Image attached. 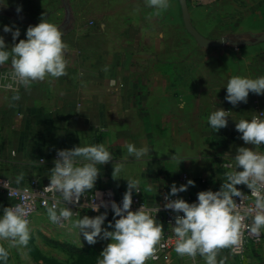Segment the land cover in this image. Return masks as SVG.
<instances>
[{
    "label": "crops",
    "instance_id": "0c3cea01",
    "mask_svg": "<svg viewBox=\"0 0 264 264\" xmlns=\"http://www.w3.org/2000/svg\"><path fill=\"white\" fill-rule=\"evenodd\" d=\"M85 2L68 0L66 8L63 0H0L15 10L22 7L20 13L37 24L46 15L65 26L68 45L66 75L22 86L17 94L0 90V178L15 188L14 177L23 172L21 189L47 185L57 150L104 143L114 160L98 165L95 189L127 188V179H138L152 207H162V188L179 175L195 181L191 195L201 192L202 179L215 191L230 170L224 164L239 147L264 150L245 144L235 127L257 114L255 102L264 111V95L250 93L247 103L236 106L225 100L232 76H264V42L201 49L184 27L179 0H168L166 8L151 7L148 0H94L100 3L94 10L83 8ZM187 4L192 25L207 38L264 32L263 0ZM4 25L19 28V39H26L28 27L0 12V36L9 48L13 37ZM4 66L11 68L10 61ZM218 108L229 111L228 126L219 132L208 124ZM128 143L147 145L150 153L136 160L127 153ZM115 162L124 165L116 178ZM5 206L1 195L0 210ZM222 257L225 264H264V242L250 245L241 257L222 249ZM152 264L186 262L172 251Z\"/></svg>",
    "mask_w": 264,
    "mask_h": 264
},
{
    "label": "clouds",
    "instance_id": "9594fccd",
    "mask_svg": "<svg viewBox=\"0 0 264 264\" xmlns=\"http://www.w3.org/2000/svg\"><path fill=\"white\" fill-rule=\"evenodd\" d=\"M148 3L154 8L168 6V0H148ZM16 11L19 14L22 7H18ZM3 31L12 33L13 44L9 48L4 36H0V66L10 61L15 82L27 88L35 81L66 75L68 45L63 40L61 29L50 23L46 15L42 16L40 23L27 28L26 39H19V28L4 25ZM7 87L11 88L12 84ZM226 89L225 100L233 106L241 102L247 103L250 93L264 95V76H232ZM228 114L229 111L218 108L209 115L208 124L219 132L228 126ZM235 127L245 144L257 148L264 145V113L251 119H240ZM126 147L128 155L136 160H141L150 153L147 145L138 148L135 144L128 143ZM176 158L175 154L171 160ZM231 159V163L224 164L230 170L225 173L220 188L199 192L196 202L172 198L187 191L190 186H195V181L189 179L186 184L177 186L174 182L171 185L162 207L175 213V223L170 225L176 237L174 251L178 255L192 258L199 255L205 264H225L227 257L218 259L220 250L230 249L232 254H236L241 251L244 230L255 235L264 230V153L252 147H239ZM113 160L112 152L104 143L57 150L54 167L48 172L49 184L43 188L44 193L52 194V202L49 204L45 199L43 204L53 224L65 227L66 222L71 223V227L79 229V234L89 245L96 244L98 240L111 241L103 249L98 264H147L149 259H157L155 253L160 245L164 225L157 219V214L162 210L160 204L157 207L143 204L137 210H132L133 192H141L138 179H127V190L120 203L111 201L114 223L109 221L104 226L107 212L95 217L84 215L72 220L79 213L74 212L69 205H80L82 197L95 189L101 172L98 165H105ZM123 167L122 162L113 164L114 178L121 173ZM23 180V172L14 177L17 185L15 188L9 187L8 180H0V185L8 190L10 198L19 195L22 201L4 207L0 214V240L17 247L27 246L29 243L30 221L26 218L29 208L26 205L35 200L29 189L19 187ZM241 185L249 192L238 187ZM99 195L98 192L94 194L92 211H100L101 204L95 203ZM246 200L251 203L245 204ZM102 206L107 208L108 203L102 201ZM249 218L251 224L247 223ZM8 255V250L0 246V260L7 259Z\"/></svg>",
    "mask_w": 264,
    "mask_h": 264
},
{
    "label": "built area",
    "instance_id": "2783aa9c",
    "mask_svg": "<svg viewBox=\"0 0 264 264\" xmlns=\"http://www.w3.org/2000/svg\"><path fill=\"white\" fill-rule=\"evenodd\" d=\"M8 84H12V87L11 88L7 87ZM22 86L23 85H20L13 80L11 68H7L4 65L0 66V90H5L8 92H11L12 94H17L21 91ZM254 104H255V110L257 111L256 115H258L260 113H264V111L260 108V105L258 102H255ZM258 151L264 153V150H258ZM56 158H57V155H56ZM189 179L190 178L187 174H181L177 177L175 183L177 184V186H179L181 184H186ZM0 180H4V181L8 180L9 181V179H6V178H0ZM199 185L202 188L201 191L208 190L209 184L205 179L200 180ZM45 186L46 185L39 186V185L33 184L32 187L29 188L30 192L35 197L34 203L29 201L26 205L29 208L28 216L26 217L30 221L29 227L31 226L32 221L36 215L48 217L47 212H46V207L43 204V200L47 199L49 201V204H51V202H52L51 201V195L52 194L43 192V188ZM9 187L14 188L10 181H9ZM140 188H141L140 193H136L135 191L133 192V206H132L133 211L140 208L143 204H145L146 206L152 207V205H151L152 200L149 198L146 191L142 187H140ZM170 188H171L170 185H165L161 190L159 198L163 203H165L164 198H165V196H167L169 194ZM242 189L246 193L249 192V190L245 186H242ZM126 190H127V188H121V187L97 188L94 190H90V192L88 194H86L85 197H82V199L80 201V205H69V207H71L74 212L79 213V216L74 215L72 220L75 221L76 219H79L84 215H88L90 217H95L97 215H100L102 213L107 212L106 222L112 221L114 223V221H113L114 213L111 209V201L114 200L117 203H120L122 201L123 195H124ZM97 192L100 195L95 200V203L101 204L99 212L92 211V209H91V203L95 199L94 194ZM1 195L4 198H6V200L8 201V207L22 202L19 195H16V196H13L12 198H10L8 190L5 189L3 187V185H0V196ZM172 198L173 199L183 198L184 200H186L189 203H193V202L197 201V195H191L188 192V190L185 192L179 193L178 196H175ZM102 201L108 203L107 208L102 206ZM248 203H251V201L246 200L245 204H248ZM61 206H64V205H61ZM161 209L162 210L157 214V219H158V221H160L164 225L163 235H162V238L160 241V245L157 246L158 250L155 253L157 259H149L147 261L149 263H157V262L162 261L170 252L174 251V248H175L176 237H175L174 232L172 231V225H174V223H175V221H174L175 213L172 212L171 210H165V209H163V207H161ZM247 223L251 224V218H249L247 220ZM170 224H172V225H170ZM53 225L58 229H66L71 225V223L66 222L65 227H61L57 224H53ZM242 239H243V243H242L240 252H238L236 254H232L230 249H229L230 253L233 256L241 257L245 254L247 248L250 245H259L262 242H264V230H262L259 235H255V234L250 233L247 230H244ZM181 257L186 262V264H203L199 255H197L195 258L188 257V256H181Z\"/></svg>",
    "mask_w": 264,
    "mask_h": 264
},
{
    "label": "rangeland",
    "instance_id": "374dc122",
    "mask_svg": "<svg viewBox=\"0 0 264 264\" xmlns=\"http://www.w3.org/2000/svg\"><path fill=\"white\" fill-rule=\"evenodd\" d=\"M92 1L85 2L82 7L90 10L100 8V3ZM227 47L232 48L230 45ZM107 224L105 221L104 226ZM110 242L98 240L96 244L89 245L79 234V229L71 225L66 229H58L48 217L36 215L30 226L27 246H12L8 241L0 240V246L9 253L7 259L0 260V264H98L103 249Z\"/></svg>",
    "mask_w": 264,
    "mask_h": 264
},
{
    "label": "water",
    "instance_id": "95a60500",
    "mask_svg": "<svg viewBox=\"0 0 264 264\" xmlns=\"http://www.w3.org/2000/svg\"><path fill=\"white\" fill-rule=\"evenodd\" d=\"M182 11L183 24L189 35L195 40L197 45L201 49H224L227 46H232L235 48L256 45L264 42V32L262 33H248L247 35H238L235 37L224 36L218 39H211L200 34L192 25L189 15V9L187 0H179ZM63 4L68 8V0H63ZM0 12L7 13L14 17L15 19L22 22L25 26H35L37 23L32 21L29 17L23 15L22 13H17V11L11 7L0 4ZM63 34L66 32V27H59ZM247 37V38H246Z\"/></svg>",
    "mask_w": 264,
    "mask_h": 264
}]
</instances>
